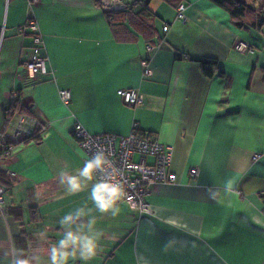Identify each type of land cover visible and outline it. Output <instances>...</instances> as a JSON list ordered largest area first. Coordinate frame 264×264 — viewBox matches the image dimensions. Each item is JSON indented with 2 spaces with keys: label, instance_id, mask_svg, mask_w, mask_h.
Returning a JSON list of instances; mask_svg holds the SVG:
<instances>
[{
  "label": "crops",
  "instance_id": "0c3cea01",
  "mask_svg": "<svg viewBox=\"0 0 264 264\" xmlns=\"http://www.w3.org/2000/svg\"><path fill=\"white\" fill-rule=\"evenodd\" d=\"M121 1L133 14L146 4L151 15L115 35L96 0H0V137L37 136L0 161V264L14 252L49 264L59 219L85 203L104 234L89 264H264V29H238L208 0H182L185 22L163 0ZM29 19L36 29L20 33ZM37 34L44 78L25 69ZM198 59L216 62L212 76ZM125 89L143 103L125 104ZM76 124L90 134L136 131L171 151L177 180L151 187V214L121 198L117 217L101 215L89 199L95 180L67 193L59 172L75 174L86 160Z\"/></svg>",
  "mask_w": 264,
  "mask_h": 264
},
{
  "label": "built area",
  "instance_id": "2783aa9c",
  "mask_svg": "<svg viewBox=\"0 0 264 264\" xmlns=\"http://www.w3.org/2000/svg\"><path fill=\"white\" fill-rule=\"evenodd\" d=\"M27 1L29 5H32L40 0ZM96 1L106 11H119L126 8V5L121 0ZM185 10L186 6L184 4H180L177 7L178 20L185 22ZM36 27V21L29 19L27 24L19 29V32L23 33L27 29L35 30ZM167 30V26L163 28L164 32ZM33 42L35 47L32 50L30 59L25 63V69L30 75L44 78L50 73V69L46 59L37 53L38 46L43 43L41 35H35ZM236 50L241 53L253 52V48L245 43H238ZM143 66L146 68L145 74L149 75L147 63L143 62ZM59 95L64 103H68L71 99V94L68 90H61ZM118 95L125 104L131 107L143 103V97L136 90H119ZM73 135L86 159L96 151H104L106 153L113 168L116 169L114 173L110 169V173L123 186L124 194L122 200L141 214L149 215L152 213L149 204L145 200L146 196L150 194L152 186L176 183L177 176L169 169L172 160L171 151L148 135L139 134L136 131H132L126 136L111 133L90 134L80 124L75 125ZM12 151L13 146L5 136H1L0 161L5 160ZM257 158L258 156L254 157V159ZM9 174L14 176V173ZM189 174L191 177L198 176V168H191ZM98 178L103 179L104 177L99 176ZM5 194V188L0 185V212H3L4 209Z\"/></svg>",
  "mask_w": 264,
  "mask_h": 264
},
{
  "label": "clouds",
  "instance_id": "9594fccd",
  "mask_svg": "<svg viewBox=\"0 0 264 264\" xmlns=\"http://www.w3.org/2000/svg\"><path fill=\"white\" fill-rule=\"evenodd\" d=\"M111 172H116L111 161L104 151H96L89 156L83 166L70 174L62 170L58 174L59 183L65 187L68 194H78L88 188L91 184L89 199L95 211L101 215L117 217L121 209L118 202L121 200L124 189L119 181L115 180ZM103 176V179H99ZM96 217L93 215V208L87 203L77 207L62 216L58 224L62 232V238L58 239L49 249V264H74L82 261L89 262L96 256L99 242L103 232L96 228ZM42 239L47 238L45 232L39 233ZM10 264H39V257H24L22 253H13Z\"/></svg>",
  "mask_w": 264,
  "mask_h": 264
},
{
  "label": "trees",
  "instance_id": "16d2710c",
  "mask_svg": "<svg viewBox=\"0 0 264 264\" xmlns=\"http://www.w3.org/2000/svg\"><path fill=\"white\" fill-rule=\"evenodd\" d=\"M165 3L173 6H179L182 0H163ZM217 7L226 11L233 24L238 29H254L261 31L264 29V0H208ZM126 5V4H125ZM176 7V8H177ZM131 7L126 5V8L119 11H106V19L111 27L114 28L115 35L116 29L123 27V24L127 22L131 24L134 19L139 17L140 19L143 15H151L150 11L147 8V5L144 4L143 8L136 14L132 13ZM123 33V32H122ZM124 36V34H123ZM125 39V38H123ZM200 62L202 70L206 76H212L210 67L215 65V61L209 59H198ZM12 107H17L16 103L12 104ZM37 140L36 134L28 136H20L16 141H10L11 145L20 144V143H30Z\"/></svg>",
  "mask_w": 264,
  "mask_h": 264
}]
</instances>
